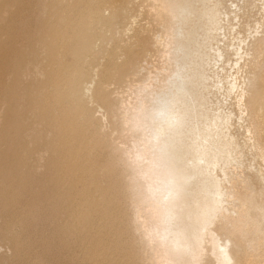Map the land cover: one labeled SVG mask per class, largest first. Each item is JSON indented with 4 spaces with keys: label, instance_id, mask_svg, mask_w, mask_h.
Instances as JSON below:
<instances>
[{
    "label": "rangeland",
    "instance_id": "374dc122",
    "mask_svg": "<svg viewBox=\"0 0 264 264\" xmlns=\"http://www.w3.org/2000/svg\"><path fill=\"white\" fill-rule=\"evenodd\" d=\"M198 5L191 0L188 6L192 32ZM220 9L230 13L221 14L211 50L223 49L224 57L209 67L206 83L215 91L209 109L230 114L226 131L239 152L214 174L234 195L224 203L230 217L240 212L238 199L247 197L251 214L264 215V98L243 108V118L237 103L241 90L247 100L264 92V4L223 0ZM178 22L156 0H0V264H163L158 236L149 241L141 224L151 207L138 197V187L125 188L145 135L132 109L136 89L132 94L130 86L137 81L128 75L135 66L146 70L152 85L169 83L165 67L177 48ZM194 37L201 39L202 31ZM242 37L245 52L239 58L235 48ZM77 58L85 76L98 70L108 85L93 100L83 98L84 78L73 97L66 95L69 66ZM215 81L218 89L211 87ZM230 81L236 86L227 93ZM75 121L80 142L69 137ZM247 127L258 143L249 139ZM101 167L117 180L107 181L97 172ZM239 237L237 264H264V247L242 249ZM208 252L209 264H216Z\"/></svg>",
    "mask_w": 264,
    "mask_h": 264
},
{
    "label": "bare ground",
    "instance_id": "6f19581e",
    "mask_svg": "<svg viewBox=\"0 0 264 264\" xmlns=\"http://www.w3.org/2000/svg\"><path fill=\"white\" fill-rule=\"evenodd\" d=\"M156 1L160 2L163 11L172 19H179L173 36L177 48L165 67L169 70L166 71L169 74L168 84L161 87L152 85L148 82L149 74L146 70L135 66L128 75L137 81L130 86L132 94L136 89V105L132 109H135V122L145 131V135L143 148L137 150L130 161L132 182L129 180L125 188L131 190L138 187V197L151 207L150 215L141 218V224L146 229L149 241L158 236L163 264H209L206 250L212 252L216 264L235 262L233 251L239 249L236 243L239 236L236 233L244 241L240 248L245 246L250 251H258L264 247V227L261 228L264 215L251 214V201L247 197L238 199L240 212L238 210L237 217H230L224 203L234 195L231 188L226 190L224 179L214 174L215 167L221 164L224 168L230 164V157L239 149L235 138L226 131L230 114L220 115L209 109V104L213 102L209 95L213 96L215 91L210 90L206 83L212 62L224 57L223 49L217 47L214 52L211 50L214 48L213 43L218 40V30L222 28L220 16L229 15L230 11L221 12L223 0H195L199 3L195 23L197 28L192 32L188 30V6L191 0ZM231 13H234V18L237 17L235 10ZM87 14L92 15V10L87 11ZM198 30L202 31L199 40L194 37ZM17 32L20 33V28ZM19 33L15 41L16 52L20 51ZM177 35L183 38L179 39ZM144 40L145 44L146 38ZM244 42L242 37L236 44L235 53L240 55L239 58L245 52L244 47H241ZM154 45L158 46L157 43ZM163 45L172 54L170 45ZM164 47L159 52H164ZM135 52L134 49L131 54ZM178 52H183V56H178ZM73 63L69 66L66 95L74 96L81 78H84L83 98L86 96L93 100L95 94L100 95V90L107 89L108 85L103 83L98 70L94 75L85 76L81 59L77 58ZM217 82L211 87L218 89ZM227 84V93L236 86L232 81ZM241 91L237 103L238 116L243 118L247 106L253 108L260 103L264 92L258 94L260 96L257 99L251 97L247 100ZM114 105L113 101L108 103L111 112L115 110ZM95 123L102 128L100 119L95 120ZM74 125L76 129L73 127L72 131L75 133H70L69 137H77L75 140L80 142L83 135L80 123L75 121ZM246 131L250 133L249 139L258 143L249 127ZM96 169L98 173H103L107 181L117 180V176H111V170L102 167ZM99 188L102 190L101 186ZM149 220L152 221L150 229Z\"/></svg>",
    "mask_w": 264,
    "mask_h": 264
}]
</instances>
